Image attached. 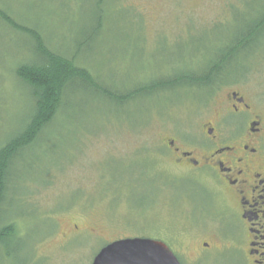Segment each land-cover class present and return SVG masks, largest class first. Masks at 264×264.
<instances>
[{"label":"rangeland","instance_id":"374dc122","mask_svg":"<svg viewBox=\"0 0 264 264\" xmlns=\"http://www.w3.org/2000/svg\"><path fill=\"white\" fill-rule=\"evenodd\" d=\"M1 6L61 54H75L112 92L178 74L185 63L207 66L247 36V49L232 53L227 70L229 78L244 79L213 98L218 102L230 87L264 110V27L250 32L264 20V0H0ZM99 8L105 24L91 37ZM28 46L0 25V144L31 109L27 88L12 73L33 59ZM195 89L185 85L121 106L101 91L70 90L45 141L13 165V195L2 216L13 218L20 238L0 244V264H91L106 243L129 236L167 243L181 264H243L233 252H200L202 240L220 245L217 223L207 218L219 210L217 199L166 156L165 137L195 135L213 113L215 102L201 104L207 93Z\"/></svg>","mask_w":264,"mask_h":264},{"label":"flooded vegetation","instance_id":"af4514ba","mask_svg":"<svg viewBox=\"0 0 264 264\" xmlns=\"http://www.w3.org/2000/svg\"><path fill=\"white\" fill-rule=\"evenodd\" d=\"M245 41L230 48V57L239 48L247 49ZM230 64L228 58L226 66L206 72L205 65L199 62L185 63L188 66L182 71L183 76L205 80L196 82L199 84L195 86L185 85L206 91L201 104L215 102L216 105L210 117L200 120L199 133L168 135L164 147L180 175L191 176L202 186H209L217 199L219 210L207 218L217 223L215 240L220 245L213 246L209 240H202L200 252H233L241 256L243 264H264V110L230 87L215 101L213 96L222 86L236 85L244 79L229 78Z\"/></svg>","mask_w":264,"mask_h":264},{"label":"trees","instance_id":"16d2710c","mask_svg":"<svg viewBox=\"0 0 264 264\" xmlns=\"http://www.w3.org/2000/svg\"><path fill=\"white\" fill-rule=\"evenodd\" d=\"M106 12L102 8L96 11V20L91 37L98 34V30L105 24ZM0 25L8 26L14 33L24 37L29 44L28 49L32 60L16 65L12 71L16 79L28 90L31 109L24 125L0 144V244H10L12 240L20 238L13 218L4 219L3 205L8 195H13L9 185L12 183L13 165L21 155H32L35 149L45 141L46 131L53 128L59 114H63L64 98L68 92L79 85L82 88H91L96 92H103L117 105H128L135 99L150 96L161 92L177 90L185 84L198 85L205 80H195L192 76L185 77L182 72L168 75L164 78L151 77L136 84L125 92L105 90L97 81L90 69H87L75 54L63 55L50 46L45 35L36 27L19 22L3 6L0 7ZM263 25V18L252 25L251 34L258 31ZM247 36H239L234 45L246 40ZM241 38V39H240ZM90 41V40H88ZM87 41V42H88ZM82 42L80 45L84 44ZM231 48V47H230ZM229 48V50H230ZM227 50L217 61L205 66L203 71H218L221 66L228 64L230 58ZM194 83V84H193ZM48 140V139H47ZM12 192V193H10ZM4 222V223H3ZM103 247V246H102Z\"/></svg>","mask_w":264,"mask_h":264},{"label":"water","instance_id":"95a60500","mask_svg":"<svg viewBox=\"0 0 264 264\" xmlns=\"http://www.w3.org/2000/svg\"><path fill=\"white\" fill-rule=\"evenodd\" d=\"M91 264H180V262L163 241L127 237L101 247Z\"/></svg>","mask_w":264,"mask_h":264}]
</instances>
